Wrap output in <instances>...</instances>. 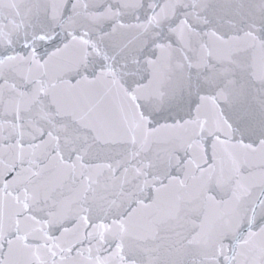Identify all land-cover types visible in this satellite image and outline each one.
I'll return each instance as SVG.
<instances>
[{"label":"snow or ice","instance_id":"6c2138e0","mask_svg":"<svg viewBox=\"0 0 264 264\" xmlns=\"http://www.w3.org/2000/svg\"><path fill=\"white\" fill-rule=\"evenodd\" d=\"M0 264H264V0H0Z\"/></svg>","mask_w":264,"mask_h":264}]
</instances>
